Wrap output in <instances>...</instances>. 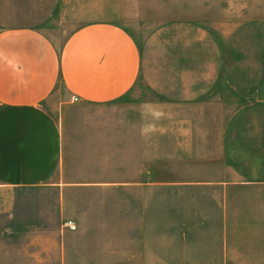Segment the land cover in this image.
<instances>
[{"label":"crops","instance_id":"obj_1","mask_svg":"<svg viewBox=\"0 0 264 264\" xmlns=\"http://www.w3.org/2000/svg\"><path fill=\"white\" fill-rule=\"evenodd\" d=\"M41 2L84 21L61 42L35 25L0 31V264H264V163L251 156L264 84L232 85L218 42L189 59L155 48L163 28L119 21L150 17L159 0ZM237 153L247 171L229 162ZM120 191L219 195L175 199L173 234L192 241L174 247L164 204L157 247L150 198L104 214L98 193Z\"/></svg>","mask_w":264,"mask_h":264},{"label":"rangeland","instance_id":"obj_2","mask_svg":"<svg viewBox=\"0 0 264 264\" xmlns=\"http://www.w3.org/2000/svg\"><path fill=\"white\" fill-rule=\"evenodd\" d=\"M41 1L43 0H0V31L16 25H35L43 27L51 37L61 42L79 23L84 21L53 18L49 11L54 4ZM157 5L158 7L153 8L150 17L146 19L135 21L120 17L119 21L144 35L149 32H152V35L163 28L164 31L157 35L155 48L160 50L162 45H167L174 52L184 50L185 56L189 59L190 56L192 57L191 52L198 49L203 57L206 56L209 39L211 42H218L225 47L226 63L232 66V85H235V82H245V78H241L243 75L248 77L249 84L250 82L264 84V0H159ZM159 8L162 14L160 18H157L156 12ZM123 9L125 5H120L117 9L119 14L125 13L121 11ZM224 28L228 30L226 35L222 33ZM197 37H200L199 45L195 44ZM201 61L202 58H200ZM239 64L245 66L247 74L243 68H241L243 71H238ZM255 72L257 77H260L257 78V82L251 81V76ZM220 81L221 85L225 83L227 85L231 80L221 78ZM256 113L257 118L264 120V108L257 110ZM253 114L255 115V112H252V116ZM252 116L246 113L243 117ZM255 149L251 152V156H256V162L264 163V144H255ZM236 155L237 157L229 162L247 171V157L243 155L239 157V153ZM259 177L264 178V171ZM129 194H132L133 199L135 195H139L135 197V202L136 200L139 202V198L143 199V195L147 199L150 198V210L153 215L151 240L153 246H159V234L154 233L159 231L157 218L161 214V209L163 212V205H167L166 221L164 220L163 227L167 230V246L174 247L182 245L183 242L192 241L188 235V239H185L183 234H173L176 230L175 199L187 197L195 203L206 199L208 194L218 197L219 192H102L98 193L97 199L99 200L103 195L101 200H103L104 214L111 218L113 214L126 215ZM97 206L99 209V204ZM176 236L178 238H175Z\"/></svg>","mask_w":264,"mask_h":264},{"label":"built area","instance_id":"obj_3","mask_svg":"<svg viewBox=\"0 0 264 264\" xmlns=\"http://www.w3.org/2000/svg\"><path fill=\"white\" fill-rule=\"evenodd\" d=\"M65 225L69 228H71L72 230H74L76 228V224L72 221V220H67L65 222Z\"/></svg>","mask_w":264,"mask_h":264}]
</instances>
